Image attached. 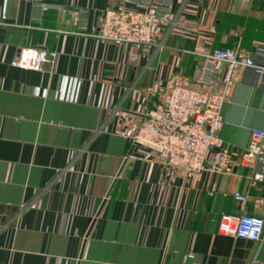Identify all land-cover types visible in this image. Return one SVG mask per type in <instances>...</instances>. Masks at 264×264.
<instances>
[{
    "label": "crops",
    "instance_id": "1",
    "mask_svg": "<svg viewBox=\"0 0 264 264\" xmlns=\"http://www.w3.org/2000/svg\"><path fill=\"white\" fill-rule=\"evenodd\" d=\"M120 2L0 0V264L264 260V236L218 228L223 214L264 217L258 164L238 153L229 172L186 173L132 139L170 87L192 85L187 49L264 43V0H173L149 54L95 36ZM26 46L55 51V62L13 66ZM158 80L165 92L137 93ZM227 92L222 136L242 152L264 127V86L234 79Z\"/></svg>",
    "mask_w": 264,
    "mask_h": 264
},
{
    "label": "built area",
    "instance_id": "2",
    "mask_svg": "<svg viewBox=\"0 0 264 264\" xmlns=\"http://www.w3.org/2000/svg\"><path fill=\"white\" fill-rule=\"evenodd\" d=\"M173 14V0H121L105 11L95 36L149 54L156 44V26L172 19ZM186 51L196 60L190 78L192 85L170 87L167 99L145 113L133 141L158 154L171 168L186 173L199 172L207 167L217 173L229 172L233 167L232 155L239 153L248 164L260 166L254 180L263 181L264 127L252 129L248 146L242 152L231 150L222 136V109L229 99L228 86L234 79L264 86V43H257L253 50L237 44ZM56 57L55 51L26 46L11 64L39 70L46 62L54 63ZM166 89L158 80L137 89V93L151 95ZM235 198L246 202L249 195L237 191ZM218 228L223 234L260 241L264 236V217L249 213L223 214ZM191 256L192 253L188 252L184 258L188 260ZM251 264H264V260L254 259Z\"/></svg>",
    "mask_w": 264,
    "mask_h": 264
},
{
    "label": "water",
    "instance_id": "3",
    "mask_svg": "<svg viewBox=\"0 0 264 264\" xmlns=\"http://www.w3.org/2000/svg\"><path fill=\"white\" fill-rule=\"evenodd\" d=\"M174 6H175V5H174ZM66 16L69 17V16H70V13L67 12V13H66ZM176 181H177V183H181V182H182V178L179 177V178H177ZM103 203H104V202H103ZM103 203H102V205H101V207H100V209H99V211H98V214H99V212L101 211V208H102V206H103Z\"/></svg>",
    "mask_w": 264,
    "mask_h": 264
}]
</instances>
